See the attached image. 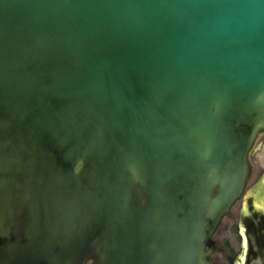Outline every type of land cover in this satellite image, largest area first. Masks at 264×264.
<instances>
[{"label":"water","instance_id":"water-1","mask_svg":"<svg viewBox=\"0 0 264 264\" xmlns=\"http://www.w3.org/2000/svg\"><path fill=\"white\" fill-rule=\"evenodd\" d=\"M260 172L264 0H0V264H244Z\"/></svg>","mask_w":264,"mask_h":264},{"label":"flooded vegetation","instance_id":"flooded-vegetation-1","mask_svg":"<svg viewBox=\"0 0 264 264\" xmlns=\"http://www.w3.org/2000/svg\"><path fill=\"white\" fill-rule=\"evenodd\" d=\"M251 214L246 215V238L247 254L245 263L259 259L264 264V208L256 211L251 210ZM238 217H240L238 215ZM218 238L223 243L224 251L217 258L218 264H239L240 256L244 252L242 236L239 230V221L236 224H226L218 234Z\"/></svg>","mask_w":264,"mask_h":264},{"label":"rangeland","instance_id":"rangeland-1","mask_svg":"<svg viewBox=\"0 0 264 264\" xmlns=\"http://www.w3.org/2000/svg\"><path fill=\"white\" fill-rule=\"evenodd\" d=\"M264 174V172H260L259 173V175L257 176V178L255 179V181H254V183H253V185H252V187H251V191H253V190H256V191H253V194H255L256 192H259L258 191V189H259V185H260V179H261V176ZM250 204L252 205V204H254V198H252V199H250ZM244 264H246L245 263V259H244ZM250 264H261V262H260V260L259 259H257V260H255V261H253V262H251Z\"/></svg>","mask_w":264,"mask_h":264}]
</instances>
